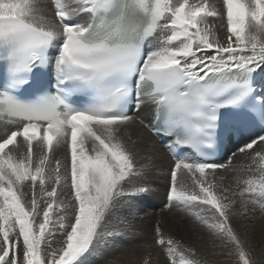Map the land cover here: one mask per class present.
I'll return each instance as SVG.
<instances>
[{
  "label": "snow or ice",
  "instance_id": "1",
  "mask_svg": "<svg viewBox=\"0 0 264 264\" xmlns=\"http://www.w3.org/2000/svg\"><path fill=\"white\" fill-rule=\"evenodd\" d=\"M0 121V264H90L135 228L155 151L136 123L171 154L165 208L254 264L230 221L264 214V0H0ZM152 246L202 264L159 223Z\"/></svg>",
  "mask_w": 264,
  "mask_h": 264
},
{
  "label": "bare ground",
  "instance_id": "2",
  "mask_svg": "<svg viewBox=\"0 0 264 264\" xmlns=\"http://www.w3.org/2000/svg\"><path fill=\"white\" fill-rule=\"evenodd\" d=\"M195 1L189 0V3L199 2V0ZM210 2H216L218 6H222L223 0H210ZM216 22L217 35L221 41H223L226 36V28L219 20ZM11 128L12 126L10 125L5 126V124L0 123V136L5 134L6 129L10 130ZM129 131L133 140L140 141L141 139H144L146 142H150L155 145L153 158L148 164L143 177V180L152 185L154 190L146 196L138 198L137 203L139 207L144 210V212L141 213L143 218L137 221L135 228L120 237L108 238L107 246L101 244L97 252L90 258V264H143L145 259H148L150 264H165L166 256L163 254V251L159 248V246H152L151 248L142 247L145 243H151L156 223L161 224L167 234L174 235L176 239L195 247L202 263L235 264L236 261L234 262V254L229 255V253L232 252L231 248L223 247L222 242L220 241L210 240L206 232H193L190 226L185 223L182 214L175 209L169 211L165 208V188L169 182V165L172 158L164 149V145L161 144L158 139L140 123L130 126ZM19 139L20 138H18V140ZM239 144L231 145L232 147L229 148L227 155L231 151H235V148L239 146ZM22 150L23 149H21V151ZM227 155L224 159L227 158ZM58 158L63 159V155L58 153ZM137 161H143V154L137 156ZM236 161L238 165L242 162V165L240 166L242 169L241 175L246 178L249 161L244 160V157L239 155L236 157ZM221 175L227 177L225 184H229L231 182L233 187H235V176L233 173H221ZM25 190L29 192L30 196V187H26ZM259 214L261 213L259 212ZM259 220H264V214H261V218ZM177 222H179L176 226V228H178V233L174 232L172 228ZM114 223L115 218H113V224ZM109 227L111 228V226ZM245 229L241 226L236 230L240 234L241 239L244 241L246 248L250 252L256 248V253L260 254L258 256L263 258L264 227H261L259 222L255 230L247 232ZM183 237H187L188 239H185L187 241H185ZM253 256L254 255H252V258ZM260 258L258 259L260 260Z\"/></svg>",
  "mask_w": 264,
  "mask_h": 264
},
{
  "label": "rangeland",
  "instance_id": "3",
  "mask_svg": "<svg viewBox=\"0 0 264 264\" xmlns=\"http://www.w3.org/2000/svg\"><path fill=\"white\" fill-rule=\"evenodd\" d=\"M195 1V0H194ZM196 2V1H195ZM194 2V3H195ZM217 25V22H215V26ZM232 152V151H231ZM244 160H248L247 159V157H244ZM248 164H249V162H248ZM242 165V162L239 164V166H241ZM249 166V165H248ZM253 168H255L256 166H252ZM248 171H247V175L249 174V167H248V169H247ZM228 176V175H227ZM228 183V182H227ZM229 184H232L231 182L229 183ZM234 184H235V181H234ZM225 185H228V184H225ZM232 186H233V184H232ZM161 210H162V207H161ZM258 214V215H257ZM261 218V214H259V211H257L256 213H254V214H251L249 217H247V218H237V217H232L231 218V224H232V226L235 228V229H237V228H240L241 226H243L244 227V229L245 230H247V232H251V231H253V230H255V228L258 226V224H259V222H260V224H261V227H264V220H259ZM246 222V223H245ZM243 225H242V224ZM257 223V224H256ZM179 224V222H177L176 224H174L173 225V231L174 232H176V233H178L177 231H178V228H176V226ZM249 226V227H248ZM176 228V229H175ZM183 239L185 240V239H188L187 237H183ZM185 241H187V240H185ZM252 249V248H251ZM257 252V249L256 248H254V250L252 251L251 250V255H254L253 256V261H254V264H264L263 262H264V254L262 255V257L263 258H260V256H258V255H260V254H257L256 253ZM257 255V256H256ZM258 258H260V260L258 259ZM201 260V259H200ZM236 261V259L234 260V262ZM233 262V263H234ZM202 264H205V263H202ZM236 264V263H235Z\"/></svg>",
  "mask_w": 264,
  "mask_h": 264
}]
</instances>
